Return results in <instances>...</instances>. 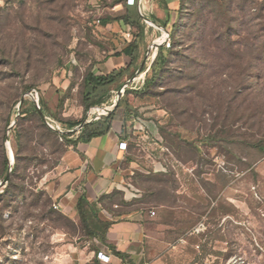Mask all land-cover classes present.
I'll use <instances>...</instances> for the list:
<instances>
[{
    "label": "rangeland",
    "instance_id": "1",
    "mask_svg": "<svg viewBox=\"0 0 264 264\" xmlns=\"http://www.w3.org/2000/svg\"><path fill=\"white\" fill-rule=\"evenodd\" d=\"M256 1L264 10V0ZM125 4L0 0V264H72L68 243L100 245L90 236L102 233L91 211L84 224L56 212L48 186L61 172L64 146L48 127L58 131L51 125L98 120L97 107H113L117 92L135 77L122 98L126 94L132 109L124 126L132 136L129 177L139 196L135 205L119 209L149 215L150 261L264 264V152L250 147L251 141H264V45L249 60L247 50L237 60L226 53L209 60L199 49L187 59L192 51L183 44L172 55L165 52L170 61L164 73L145 89L160 47L146 28L142 34L136 26L123 28ZM246 6L244 0H187L185 39L208 20V28L222 34L232 27L239 34L233 39L244 45ZM105 18L119 24L105 29L98 22ZM143 23L153 31V23ZM133 43L142 49L135 50L138 57L123 85H112L108 102L86 111L88 70L99 73L109 59L124 64L129 58L117 53ZM212 64L224 66L226 74L211 75ZM233 66L240 68L238 80ZM113 201L124 200L120 195Z\"/></svg>",
    "mask_w": 264,
    "mask_h": 264
},
{
    "label": "crops",
    "instance_id": "2",
    "mask_svg": "<svg viewBox=\"0 0 264 264\" xmlns=\"http://www.w3.org/2000/svg\"><path fill=\"white\" fill-rule=\"evenodd\" d=\"M125 1L123 11H126L128 6L134 7L142 13L143 22H145L144 17L154 21L153 31L147 26L145 33L148 35L153 33V38L156 40L162 36V31L156 23L171 33L174 25L179 22L180 14L177 10L180 0H135L134 5ZM114 23L119 24L116 20L103 27L112 28ZM122 24L125 30L130 28V24L125 22ZM141 49L142 47H139V50ZM125 62L127 61L123 58V63ZM103 64L104 69L99 73H108L112 69L125 66L116 65L110 59ZM132 116L125 113L123 116L117 115L107 134L90 141H79L76 147L69 146L61 157L59 165L61 172L58 174V179L48 186L54 204L58 205V211L70 216L76 223L79 222L77 203L82 195H85L91 203H98L101 220L111 222L105 240L103 242L100 240V245L96 249L86 245L76 247L74 244H67L69 256L73 260L72 264H101L96 258V252L100 249L112 255L111 264H157L155 261H150L147 248V232L151 226L148 221L149 215L139 208L127 211L119 209L135 205L133 201L139 196V190L135 188L129 177L128 156L131 155L129 145L132 136L124 126ZM134 134L136 136L138 132ZM122 141L128 145L126 150L119 147ZM112 195H122L125 202L122 204L112 202L108 205L99 202L101 198ZM116 251L126 256L123 257Z\"/></svg>",
    "mask_w": 264,
    "mask_h": 264
},
{
    "label": "trees",
    "instance_id": "3",
    "mask_svg": "<svg viewBox=\"0 0 264 264\" xmlns=\"http://www.w3.org/2000/svg\"><path fill=\"white\" fill-rule=\"evenodd\" d=\"M245 3H247V6L245 8H242V11H247V29L246 31L247 35L243 38V41H245V44L242 45V43L236 41L233 39L234 35H239L235 31L232 30V27H228L226 33L222 34L218 31L217 28L209 27V21L208 20H202V25L200 27L196 28L193 34H191L190 38H186V32L189 30V26L185 23H182L183 20V8L186 6L187 0H180L179 9L177 10L180 14L179 22L176 23L171 31V37H172V45L170 48H166L165 45L161 44L159 49V54L157 55L155 61L153 62L152 68H153V74L152 77H147L145 81V89L152 88L156 85L157 80L161 77V75L164 73V69L166 68V65L169 63V55H166V51L168 54H173L174 49L176 47H182L183 44H187L188 47L186 48L187 51H192L190 56L187 57V59H192L194 54L200 50V52L209 60H212V58H217L218 56L226 53L225 55L230 56L233 60H237L239 58H242V52L247 50V60H249V56L251 53L259 51L263 45L264 41L261 40L262 37H264V10L261 8L262 4H257L256 0H244ZM169 9V8H167ZM258 10V11H252V10ZM112 18H105L103 21L100 20V22H103V25L108 24L111 22ZM120 20H124L126 24H130L131 26H136L139 29V32L142 34L144 33L145 25L142 20V15L139 10H137L134 7H127L126 11H123ZM243 25V24H242ZM245 26V24H244ZM190 42V43H189ZM186 45V46H187ZM208 45V46H207ZM138 44L133 43L127 47H125L122 51V53H117L118 55L124 54L125 57H128L129 60L127 61L128 64L126 66H123L118 69H112L108 73H95L92 70H88L85 78H84V85H83V99H84V105L85 110L88 111L92 109L94 106L102 105L106 102H108L110 98V87L112 85H115L119 83V86H122L125 74L127 72H130L132 69L134 62L136 61L138 54L135 53V50L138 51ZM212 47L213 49H209ZM199 49V50H198ZM250 53V54H249ZM220 54V55H218ZM186 59V58H185ZM188 61V60H187ZM195 61V59H194ZM251 66V65H249ZM220 68L221 71L215 72V68ZM222 65L215 66L214 64L209 65V71L211 75L219 76L226 74L225 71H223ZM233 70V75L235 77H238L241 75L239 72L238 67H231ZM249 71V67H247ZM144 90V89H143ZM128 92V91H127ZM147 96L149 94L145 93ZM126 95V94H125ZM124 97L119 101V104L117 106V110L122 105L125 106L124 112L126 115H131L132 109L130 108L129 101ZM33 111L41 118L39 115L35 105L33 106ZM116 109L113 110L111 113H105L102 115L98 120H93L88 123H86L83 128L80 130L79 135L75 138L71 134L67 133H60L58 131H55L48 127V130L50 134H53L57 137H59L63 141V152L62 155L65 153L67 148L71 145L76 147L77 143L79 141H90L91 139L103 136L107 134L111 127L112 122L115 117V113L117 111ZM43 120V119H42ZM82 121H74L67 123H61L62 128H66L69 126L70 128H73L77 125H79ZM64 126V127H63ZM160 127V125H159ZM68 128V127H67ZM161 128V127H160ZM250 147L257 150V151H263L264 152V141L263 140H254L250 142ZM5 166H7V161L5 163ZM115 196L110 197H103L100 199L99 202H103V204L106 205V202L109 201V203L114 202L113 199ZM125 201H123L124 203ZM108 205V204H107ZM77 211L79 213V221L81 223H86L89 219V211L92 212V215L95 219V221L98 222L99 227L102 229L101 235H96L95 233H91L90 236L98 237L102 242L106 238V233L109 230L111 226V222H106L101 220L99 217V209H98V203H91L85 195H82L79 198V201L77 203ZM57 213L60 212L56 211ZM61 216L64 218H69L70 221L76 223L70 216L64 214L63 212ZM59 214V213H58ZM117 254L125 257L126 255L124 253L116 251Z\"/></svg>",
    "mask_w": 264,
    "mask_h": 264
},
{
    "label": "water",
    "instance_id": "4",
    "mask_svg": "<svg viewBox=\"0 0 264 264\" xmlns=\"http://www.w3.org/2000/svg\"><path fill=\"white\" fill-rule=\"evenodd\" d=\"M141 15H142V13H141ZM142 16H143V15H142ZM144 19H145V21H147V22H149V23H153V24H155V23H154L150 18H148V17H144ZM156 26H158L160 29H162V30H164L165 32H167L168 34H170V32H169L166 28L162 27L161 25L156 24ZM161 44H162V43L157 44V42H156V47H157V45L161 46ZM135 78H136V77H135ZM135 78L130 79L129 81H127V83L124 84V86L121 88V90L117 92V95H116V98H115V103H114L113 107H107L106 105H105V106H102V107H97V112H98L99 117H101V116L104 115L105 113H111V112L115 109V107H117V105L119 104V101L121 100V98H122V96H123V93L125 92L126 88L128 87V84L131 83L132 81H134ZM90 121H91V120L87 119V120H86L85 122H83L82 124L78 125L77 127H74L73 129H70V130H66V129L63 130V129L57 128V127H55V126H53V125H51V126H52V128L58 130L60 133L71 134V133L76 132V131H77V132H80V130L83 128V126H84L86 123L90 122ZM11 170H12V169H11V164L9 163L7 177L4 179L3 184H5V183L8 182L9 174H10Z\"/></svg>",
    "mask_w": 264,
    "mask_h": 264
},
{
    "label": "built area",
    "instance_id": "5",
    "mask_svg": "<svg viewBox=\"0 0 264 264\" xmlns=\"http://www.w3.org/2000/svg\"><path fill=\"white\" fill-rule=\"evenodd\" d=\"M127 3L130 4V5H134L135 4V0H127ZM98 22H100V20H98ZM161 31H162V36L157 39V44L162 43L163 45H165L166 48H170L171 45H172V37H171V34H168L167 32H165L162 29H161ZM159 47L160 46L157 45L156 50H158ZM97 118L98 119L100 118L99 115H98ZM52 125L55 126V127H57V128L63 129L62 126H61V124H59V125L52 124ZM119 147H120V149L126 150L127 147H128V145H127L126 142L122 141L119 144ZM54 207L56 209H58V205L57 204H54ZM150 214L154 216L156 214V212L155 211H151ZM96 258L99 260V262L101 264H111V262H112V255L110 253L106 252L104 249H100V250H98L96 252Z\"/></svg>",
    "mask_w": 264,
    "mask_h": 264
},
{
    "label": "bare ground",
    "instance_id": "6",
    "mask_svg": "<svg viewBox=\"0 0 264 264\" xmlns=\"http://www.w3.org/2000/svg\"><path fill=\"white\" fill-rule=\"evenodd\" d=\"M155 56V55H154ZM8 147L10 148V142H8Z\"/></svg>",
    "mask_w": 264,
    "mask_h": 264
}]
</instances>
